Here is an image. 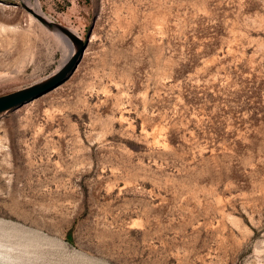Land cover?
<instances>
[{
  "label": "rangeland",
  "instance_id": "374dc122",
  "mask_svg": "<svg viewBox=\"0 0 264 264\" xmlns=\"http://www.w3.org/2000/svg\"><path fill=\"white\" fill-rule=\"evenodd\" d=\"M64 27L0 112V264H264V0H0V95Z\"/></svg>",
  "mask_w": 264,
  "mask_h": 264
},
{
  "label": "water",
  "instance_id": "95a60500",
  "mask_svg": "<svg viewBox=\"0 0 264 264\" xmlns=\"http://www.w3.org/2000/svg\"><path fill=\"white\" fill-rule=\"evenodd\" d=\"M27 9L31 12L34 17H36L43 24L49 27L52 25V21L47 20L39 12L33 10V8L27 6ZM63 30L75 43L74 49L71 54L66 58V60L61 64V66L57 70L45 76L44 78L24 87L18 88L16 90L1 94L0 112L12 108L32 97L46 92L51 87L58 84L75 66L83 52V49L85 47V41L68 28L64 27Z\"/></svg>",
  "mask_w": 264,
  "mask_h": 264
},
{
  "label": "bare ground",
  "instance_id": "6f19581e",
  "mask_svg": "<svg viewBox=\"0 0 264 264\" xmlns=\"http://www.w3.org/2000/svg\"><path fill=\"white\" fill-rule=\"evenodd\" d=\"M34 10V9H33ZM36 11V10H35ZM31 13V12H30ZM42 15V14H41ZM44 16V15H43ZM45 17V16H44ZM47 19V18H46ZM47 20H49V19H47ZM51 21V20H50Z\"/></svg>",
  "mask_w": 264,
  "mask_h": 264
}]
</instances>
